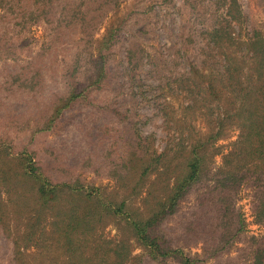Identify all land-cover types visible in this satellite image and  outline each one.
Wrapping results in <instances>:
<instances>
[{"label":"rangeland","instance_id":"rangeland-1","mask_svg":"<svg viewBox=\"0 0 264 264\" xmlns=\"http://www.w3.org/2000/svg\"><path fill=\"white\" fill-rule=\"evenodd\" d=\"M2 1L0 178L19 182L14 174L22 157L36 153L49 181L78 180L94 198L99 195L112 205L124 201L127 211L136 212L139 219L148 214L150 198L161 196V165L170 168L171 176L173 166L193 147L202 154L201 182L209 184L242 132L238 110L245 104L239 88L245 79H254L253 50L247 41L253 34L264 40V0H120L98 22L91 9L86 12L85 38L78 30L79 21L75 27L48 30L43 17L33 11L32 0L25 1L32 15L19 30L18 19L13 11L6 12ZM54 34L59 37L54 39ZM46 41L50 42L43 44ZM1 48L11 50L14 57H6ZM95 78H101L97 86ZM78 93L84 97L79 95L64 108L69 96ZM256 97V106L263 104L264 95ZM55 109L60 113L50 122ZM127 124L132 127L125 128ZM46 125L50 127L43 131ZM105 126L118 129L131 143L119 141V151L111 146L108 154L109 148L99 139ZM109 135L111 141L114 133ZM146 154L159 157V170L142 180L136 194L129 185L124 187L128 177L117 183L109 175L107 159L123 155L144 161L149 158ZM53 157L64 169L69 166L70 173L56 172ZM90 158L94 169L99 167L96 172L85 163ZM237 160L241 162L239 157L231 163ZM248 163L250 167L236 171L239 181L228 197L241 222L240 231L224 250L204 257L206 245L201 239L189 243L180 236L200 187L190 190L175 216L156 233L201 264H250V250L264 238V222L254 213L264 200V138L260 152ZM7 189L11 188L0 182L4 201L0 264H111L109 250L119 243L129 251L122 264H175L171 258L149 256L124 215L111 211L96 212L85 227L64 236L72 241L71 248L47 218L26 237L25 218L12 213L13 196ZM79 206L82 212L91 211Z\"/></svg>","mask_w":264,"mask_h":264},{"label":"trees","instance_id":"trees-1","mask_svg":"<svg viewBox=\"0 0 264 264\" xmlns=\"http://www.w3.org/2000/svg\"><path fill=\"white\" fill-rule=\"evenodd\" d=\"M26 0H15L12 4L9 0H3L6 7V12H12L18 22L16 25L20 29L25 27V19L32 12L26 11ZM120 0H32L34 4L33 11L43 17V22L49 27L48 30L54 27V31L58 27L76 26L77 22L82 26L78 28L81 31L80 35L88 37L83 31L84 18L86 20V12L90 9L94 13L95 22L101 20L105 13L115 7ZM29 3V1H27ZM29 11V10H28ZM87 23V20H86ZM217 33H215L216 35ZM54 39L58 38V34H54ZM224 38L227 34H222ZM214 39V38H213ZM50 41H46L48 43ZM248 46L253 50V80L245 79L239 88V98L245 104L238 110L240 118V128L242 129L237 141L234 143V151L223 157L221 166L215 171L209 180L207 186H203L202 177V154L193 147L187 152L179 164L173 166L174 172L168 176L170 168L161 165V170L164 179L162 180L160 197L150 198L148 203V214L141 219L137 217L136 212H128L124 201L116 205H112L107 200H101L99 195L93 197L92 193H87L74 179L69 181H49L45 177L44 165L40 163L36 157V153L28 154L22 157V163L15 176L19 177V182L12 183L11 178H0L1 185H6L11 189L5 190L7 193L11 191L13 196L10 200L11 211L18 216L17 219L25 218L24 225L26 226V237L31 236L37 230L41 221L49 219V226L56 228L59 232V238L65 241V245L70 247L72 241L64 236L68 233L76 232L79 227H85L89 219H92L96 212L111 211L113 214H122L130 228L133 236L142 247L147 249L149 256L155 259L165 260L171 258L175 264H201V260L196 257H191L182 252L179 246L169 243L168 239L156 233V228L162 226L163 223L170 217L175 216L179 204L190 192L192 188L200 187L194 200L192 201L190 212L187 213V218L182 225L181 237L191 243L192 239H201L206 245L203 251V256L212 257L224 250L232 243V240L240 231L241 222L238 215L232 213V203L228 197L235 188L239 180H236V171L241 168L251 166L248 163L255 152L259 153L263 144L264 133V102L256 106V94L264 95V40L258 37V34H253L250 40L247 41ZM2 49V48H1ZM3 53H8L9 58H13L14 54L11 50L2 49ZM100 70V67L97 68ZM101 78H95L94 85L97 86ZM80 95V96H79ZM81 96L80 93L72 94L66 100L64 108L72 102L76 97ZM62 109V108H61ZM61 109H55L50 112L49 121L52 122L58 116ZM113 119L123 123V118L113 114ZM50 125H46L42 130H47ZM131 128L130 124L125 125V128ZM127 128V129H128ZM41 130V131H42ZM109 132H113L112 140ZM103 136V137H102ZM102 136L99 137L101 146L106 145L109 148L108 154L111 153V146H116L119 141L131 143L130 139L122 137L118 129H112L105 126L102 129ZM106 136V137H104ZM108 136V137H107ZM105 138V140H103ZM88 140V139H87ZM89 143V141H88ZM124 146V145H123ZM117 147V146H116ZM119 146L117 147V151ZM116 150V148H115ZM91 157L90 152L88 153ZM110 156V155H109ZM119 156L117 160L107 159L105 163L109 166L110 176L118 183L126 181L124 187L129 185L132 193L136 194L141 188L142 180L151 172L158 171L159 167L157 159H153L146 154L147 160H138L133 158H122ZM240 161L231 163L233 158H239ZM53 162V168L57 172L70 173L71 169L68 166L63 168L60 162H57L56 157ZM91 158L86 159L87 166L94 169L95 165H91ZM247 160V161H246ZM91 165V166H90ZM99 169L98 166L94 169L95 172ZM122 173V174H121ZM119 178H116L118 177ZM169 182V184H168ZM129 183V184H127ZM229 189H228V188ZM228 192L226 193V191ZM90 200L93 204L89 205ZM95 200V201H94ZM258 202L255 208L257 220L264 222V200ZM4 201H1L0 191V222L4 217L2 206ZM86 205L91 211L82 212L79 205ZM114 207V208H113ZM236 217V218H235ZM42 232V230H40ZM28 240V239H27ZM211 247V248H210ZM106 253V256L111 257V264H122L128 257V249L124 243L116 244ZM250 264H264V238L255 243L254 248L250 250Z\"/></svg>","mask_w":264,"mask_h":264}]
</instances>
